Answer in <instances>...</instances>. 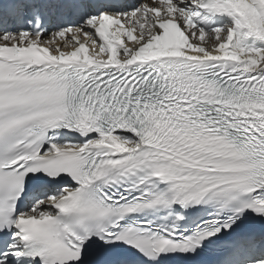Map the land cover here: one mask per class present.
<instances>
[{"label":"snow or ice","instance_id":"1","mask_svg":"<svg viewBox=\"0 0 264 264\" xmlns=\"http://www.w3.org/2000/svg\"><path fill=\"white\" fill-rule=\"evenodd\" d=\"M0 264H264V0H0Z\"/></svg>","mask_w":264,"mask_h":264}]
</instances>
